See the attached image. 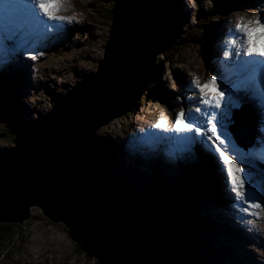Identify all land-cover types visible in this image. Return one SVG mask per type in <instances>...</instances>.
I'll list each match as a JSON object with an SVG mask.
<instances>
[{"label":"water","instance_id":"1","mask_svg":"<svg viewBox=\"0 0 264 264\" xmlns=\"http://www.w3.org/2000/svg\"><path fill=\"white\" fill-rule=\"evenodd\" d=\"M174 18L173 0L114 1L97 71L82 76L79 82L88 77L55 104L52 99L51 109L25 122L12 147L0 153V223L21 224L36 206L69 230L66 260L202 264L183 218L169 205L125 188L95 144L98 129L132 110L154 81L156 58L169 45ZM241 113L235 137L252 145L253 126L246 141L250 123Z\"/></svg>","mask_w":264,"mask_h":264},{"label":"rangeland","instance_id":"2","mask_svg":"<svg viewBox=\"0 0 264 264\" xmlns=\"http://www.w3.org/2000/svg\"><path fill=\"white\" fill-rule=\"evenodd\" d=\"M105 1L106 0H65L62 8L74 11L78 15L77 21L71 22L72 24H76L73 25V29L75 31L72 33L77 34L75 36L71 35L72 33L69 35V27L67 26V29L62 26L63 30L68 32H65L64 34H51L50 37L55 40H51V38H49L51 41L49 42V45L44 42L43 38H40L39 40L42 42L37 46H34L35 49H40L42 47L55 48L54 52L50 50L49 55L44 59L37 55L35 50L32 51L29 48L24 49V40H22L21 37L13 38L11 41L13 43L12 46L6 42L7 45H5L3 49L0 43V74H6L9 76L12 87H8V92L11 96H15L16 94L14 93H19L21 95L18 96L21 100V103H19L18 106L22 110H20L21 112H19L18 115L22 117L23 120H28L33 116V114L47 113L51 109L52 99L64 96L71 90L74 83L79 82L82 76L89 72L92 74L97 71V62L103 59V44L109 36V28L113 12V3H111L112 0H107V2ZM173 1L175 6L178 4L182 7L185 12V19L182 24L180 22L176 23L177 29L173 32L171 38V42H173L172 44H175V46L170 51L167 49L164 53H162L166 55L171 53L172 55L174 54V57L169 63H163L160 61L161 58L159 57L162 55L161 53L157 57V63H160L159 65L162 66L158 69L157 82L154 85H151L150 91L154 92L161 90V87H164L165 95L170 96L168 101H179L178 99L183 100L188 97H199L198 91L191 90L190 82L194 77H199L203 83L210 75H216L218 82L221 85L224 83V81H221V76L218 75L215 70L208 68L210 67V62H212L214 57L216 60L218 59V54L214 53V55L208 60V58L203 54V46L200 45L202 41H200L199 44H185L182 43V41H179L181 37L183 35L188 36L190 32H197L199 36L203 37L204 35L206 39L210 41L209 34L205 33L209 30V28H211V31L216 30L218 32L220 30H224L226 33L227 31L224 28H229V26L232 27L235 22H237L239 17H244L246 20L255 19L256 17H260L262 12L263 17L261 20L264 22V2L261 3L260 0L254 2L236 0L231 3L233 5L230 6L229 9L225 8L217 16L210 17L208 12L212 9L214 4L213 2L216 1L215 3H220L221 0H197L199 5L196 6L194 13L193 9L190 8V5L188 4L189 0H187L188 3H186V0ZM193 1L196 3L195 0ZM105 6H108V10H104ZM205 16L209 19L207 25L201 24V21L204 20ZM226 20H228V22ZM204 22L206 21L204 20ZM92 26H94V29L90 30ZM15 34L17 33H14L13 35ZM65 35L66 37L64 39L63 37ZM213 36L216 35L213 34ZM28 38L30 41H34V38L31 36H28ZM55 41H57V43ZM77 41L80 44L74 46ZM217 42L218 41H215L214 39H211L210 41L211 44H216ZM27 51L34 52L35 59L26 55L25 53ZM27 65H29V69L32 73L25 69L28 67ZM54 72L57 74L55 75ZM2 80L3 79L0 78V85L2 84ZM186 88V92L183 93ZM150 91V97L153 96L154 99H156ZM138 103L141 104V101ZM140 104L138 107L135 106L134 110L114 118L111 122L104 126L102 125V127H100L96 132V134H101L98 136L97 141H101V145L105 146L107 150H110L111 145L106 143L105 139L110 137L112 142L115 140L118 142L122 137L120 134H128V129L132 128L131 134H136L139 138L132 139L134 140L132 141L128 136V141L134 148L138 149L135 153V155H137L136 159H141L142 163H139L135 157L125 152L121 153V157H124V159L132 165L131 168H138L137 171H134L135 176L138 178L136 181V178L133 179V181L127 178L128 176L132 177L133 169H128L126 173V167L123 165L124 163L118 162L114 156H112V158H110L107 162L108 168L115 171V177H121L123 182L126 181V183L131 184L134 189L140 188L144 192L146 188L140 179H142V177L144 178L143 180H145V178L148 179L153 175V173H158V171H160L161 174L166 176L164 178H167L168 181L171 182V188H168L167 190L164 188V194L174 198L175 194L178 195V198H176V202L178 204L173 208L174 211L181 213L180 208L183 209L182 205L190 210L192 205L195 204L193 206L196 209V215L200 217L207 216L201 217V219L195 216V218L199 219V223L196 227L191 226L192 228L189 232V236L191 235L189 239L190 246L192 250L198 254V256H203L202 263L204 261V264H215V261H219L221 264H264V245L259 246L261 249H259V247L256 249L259 250L258 252L262 253V255H257L255 258H251L249 261L247 260L251 257L250 253L253 252L252 247L257 245L253 240L256 239L260 242V244H262L253 231H257V233H259V227L264 225V206L259 208L260 211L255 209L257 212L254 217L257 219H254V221L257 220L258 223L257 226L254 225L248 229L250 232L247 230L240 232L239 229L242 225L238 222H235L237 223V227H239L238 229L234 230L231 228L230 223H233L228 220L231 216L228 215L226 211L228 212L230 210V205H237V208H234V210L240 211L242 215H244L241 210L243 205L239 206L240 204L238 205L236 201L229 200V198L235 199V197L232 192L225 189L226 185L228 188H230V186L227 183L226 173L221 171L223 170L222 168H219L222 167V165H220L221 162L218 154H216L217 160L213 159L216 164V171H214V175L215 178L218 177L219 181L218 191H216L215 195L218 202H215L214 199H211V202L208 198H205L202 195H208V192L205 191V184H203L200 179V172L198 170L204 167H202L200 162H195L192 165H189L191 161H194L197 158L194 153H181L178 163L172 162L167 151H165L166 156L162 152L152 154V150L155 148L158 150L160 145L155 141L154 143L153 141H144L142 128L140 127H143V121L146 120L144 118V112H141L143 107H140ZM241 104L242 102L238 100L234 101L227 117L223 119L222 126L225 128L222 129V135L226 140V145L222 146V148H224L226 154L230 153L234 155L238 164H240V167L244 169L245 172L247 168L241 164L250 166L251 163L246 161L247 159H243L240 154L248 155V153L252 150V147L244 148L242 145L238 146L237 142L233 138L232 132L228 129V124L232 117L231 111L234 110V107L238 110L241 109ZM13 105L17 106L15 103L11 102V104L8 105V109L12 108ZM160 105H162V102L158 101L157 106L159 107ZM171 105L173 106L175 104ZM0 109L3 113L5 112V108L1 104ZM4 122H0V151L12 147L11 143L7 141L8 139L4 137L6 133L3 132V127H6L7 129L14 126L16 128H20V123L22 124V127L25 123L20 120L14 124ZM138 122L141 123L138 128L131 127L132 125L138 126ZM6 131L9 134L13 133L15 135L14 131ZM152 144L153 146L151 150L150 145ZM101 145H99V148H102ZM142 145H145V147L139 149ZM114 150H116L115 154L119 156V149L117 150L115 148ZM210 153L212 155L211 151ZM158 154L164 157L165 161H162V163L166 164H163V166L171 165V169L165 171L163 170L164 167H156L152 169L146 168L148 158L151 156L152 159L150 162H153V157H157ZM143 159L146 160L143 161ZM169 159L171 160V164H169ZM236 160L235 162H237ZM178 164H180L179 166L184 169H176L175 166ZM218 165L219 167L217 168ZM252 165L254 164L252 163ZM116 167H119V169ZM139 169L142 171V174L137 173L140 171ZM184 172H187L188 175L186 176ZM249 174L252 179V176L260 175V172L253 171L248 174L245 173V177H248ZM179 180H182L184 184L179 183ZM255 181L257 183L254 184L258 187V181ZM193 186H198L196 193L192 191ZM166 187H168V185H166ZM246 188L251 190L248 185H246ZM135 190L140 193L143 192L138 191V189ZM257 195L259 201L264 204V198L262 195L259 193ZM189 198L192 201L191 204L189 203L188 205L187 200H189ZM222 198H228V200H222ZM202 200L203 204H200ZM33 207L35 210H33ZM32 210V217L28 218L29 222L26 223L28 221L27 219L22 224H18L20 225L19 227L15 228V235L13 236V240H11L13 245H10L9 249L6 250V248H4V244L0 242V264H93L92 261L89 262L88 260L83 262L81 260H66L64 253L68 254V252L62 248L63 245L61 244L62 242H65V234L62 233L63 227L60 224L57 225L56 223H53L45 217L40 208L32 206ZM42 216L43 218L41 219L40 217ZM244 217L247 224V218L246 216ZM226 219L229 223L223 222ZM258 219L261 220L259 221ZM218 220L225 226H223ZM220 224L222 226H220ZM247 232L252 235H249ZM219 238L224 241L220 242V240H218ZM230 238L238 239L239 244H237V242L235 243L233 241H229ZM60 241L62 242L60 243ZM202 250L204 252H201ZM244 253L248 255L245 256Z\"/></svg>","mask_w":264,"mask_h":264},{"label":"snow or ice","instance_id":"3","mask_svg":"<svg viewBox=\"0 0 264 264\" xmlns=\"http://www.w3.org/2000/svg\"><path fill=\"white\" fill-rule=\"evenodd\" d=\"M64 2L65 0H30V5L26 6V12L34 24L42 26L45 31H51L56 25L48 22L71 23L73 20L70 16L59 15L63 10ZM229 36L230 39L226 41V44H231L232 48L230 51L224 50L222 54L226 60L232 56L243 58L234 70L239 76L238 83L230 87L228 83L221 85L216 75H210L203 83L199 77H194L190 82L191 90L198 91L199 97L188 99L197 107L189 109L187 113L181 109L176 113L175 122L171 125L161 118L152 127L165 132L195 133L197 137L206 140L219 156L230 191L237 201L246 205L242 211L247 213L249 208L259 209L264 204L256 198L254 192L246 188V183L251 181L250 174L245 177L244 169L235 162L232 156L226 155L222 148L226 145V140L218 131L219 121L216 110L221 109L226 103L225 92L229 93L227 103L230 104L232 93L239 89L247 90L255 79L261 86L252 93V103L264 114V22L260 17L247 20L239 17L233 28L229 29ZM237 43L241 45L239 48L236 47ZM25 54L35 59L32 51H27ZM39 54L42 55V53ZM201 105L211 111L203 110Z\"/></svg>","mask_w":264,"mask_h":264},{"label":"trees","instance_id":"4","mask_svg":"<svg viewBox=\"0 0 264 264\" xmlns=\"http://www.w3.org/2000/svg\"><path fill=\"white\" fill-rule=\"evenodd\" d=\"M234 1H236V0H221L220 3H215L216 1L213 2L214 4L212 6V9L209 10V12H208L209 13V16L210 17L217 16L225 8H229L230 4L232 2H234ZM237 1H241V0H237ZM252 1H257V0H252ZM105 2H107V0ZM107 7L108 6H105V9L104 10H108ZM176 9H177V15H176V17L178 19L177 21L183 23L184 22V19H185L184 18L185 17V12L182 9V7L179 6L178 4L176 6ZM204 20L206 22H204ZM204 20H203V23L201 22V24L207 25L208 20H209L207 18V16H205ZM175 29H176V25L175 26L173 25V30L175 31ZM179 41H182V43H185V44L186 43L187 44H189V43H194V44L198 43L199 44L200 41H202V43L200 44L201 46H203L202 47V50L203 51L205 50L208 54H210L209 53V50H208V43H207L208 41L206 40V37L204 35H203V37L202 36H199L197 34V32H190L188 34V36H184L183 35ZM172 43L173 42H170L169 47L167 48V49H169V51L175 46V44H172ZM173 55L171 53H169L167 55L166 54H162V55H160L161 56V60L160 61L163 62V63H169L171 61V59L174 57ZM1 83L2 84L0 85V104L5 108V110H4L5 112L3 113L1 111V109H0V122L1 121L2 122L5 121L4 123H10V124H14L15 122L17 123L19 120L23 122V118L18 115L20 111H19V108H18V105H17V102H18L17 98L15 96H11V94L8 92V89H7L8 83L7 82H5V81L2 80ZM9 88H10V86H9ZM5 93H7V95ZM11 102L12 103H15L17 106H14L13 105L12 108H9L8 109V105H10ZM3 129H4L3 132L6 133V135L4 137L8 139L7 141L9 143H11V146H12L14 144L15 139H16L18 129L15 126L12 127V128H10V129H7L6 127H3ZM6 130H8L9 132H13L14 131L15 135L13 133L12 134L7 133ZM16 130H17V132H16ZM98 151L101 154L102 159L104 160V162L107 163L109 161V159L111 158L110 154L106 152V150H105L104 147L103 148H99ZM122 160H124L127 163V161L124 159V157H122ZM201 164H202V167H204V168L198 169V170L204 172V174H205V180L208 183H212L214 186H217V182L215 180V175H214L215 167L213 166L212 161L209 158H207V160L206 161H203V163H201ZM129 165L132 166L130 163H129ZM184 174L186 176L188 175L187 172H184ZM164 177H165V175L164 174H160V172L153 174L151 181H149V182H152L151 189L147 188V190H145V192H142V193L136 192V193L139 194L140 196L149 197L154 202H157V203H166L173 210V208L175 207V205L178 204L176 202L177 201L176 198H178V195L175 194V198L172 197V196H167V195L164 194V192H165V190L168 189V187H164L165 190L158 188V185L159 184H164V182H165V178ZM116 178L117 179H121V177H119V176H117ZM142 179H144V178L142 177ZM205 180L202 179V181L205 184H208ZM181 182H182V180H181ZM146 186H147V184H146ZM149 186H150V184H148V187ZM192 191H194L196 193V191L193 188H192ZM191 201L192 200L190 198H189V200H187L188 205H189V203L191 204ZM193 205H195V204H193ZM193 205H192V208L190 210H188L187 207H185V206L182 205V207L184 208V211H183L182 208H180V211H181L182 214L179 213V212H176V214H179L180 217H183V219L185 220L184 221L185 224H187V222L189 221L188 222V225L190 227L191 226L192 227H196L198 225V223H199V219L195 218V216H197V217H199V216L196 215V209L194 208ZM194 209H195V211H194ZM40 218L42 219L43 216L40 217ZM28 222H29V219H28V221L26 223H28ZM19 226L20 225H18V224L0 223V242L4 244V248H6V250L9 249V246L10 245H13L11 240H13V236L15 235V228L16 227H19ZM64 229H65L66 233H68L70 235L69 230L67 228H65V227H64ZM7 241H8V243H7ZM76 245H77V251L79 253H83V250L81 248V244L78 243V242H76ZM86 257H88L90 259V256L87 253H86ZM200 257H201V259H203L202 258L203 257L202 255H200ZM203 263H204V261H203Z\"/></svg>","mask_w":264,"mask_h":264},{"label":"bare ground","instance_id":"5","mask_svg":"<svg viewBox=\"0 0 264 264\" xmlns=\"http://www.w3.org/2000/svg\"><path fill=\"white\" fill-rule=\"evenodd\" d=\"M7 1V3H8V6H9V8L12 10V12H13V14L10 16V18H9V20H11V21H14V22H16L18 25H21V27L24 29V30H27V29H30V31H29V33H28V35L27 36H31L32 38H34V41H33V44H34V46H37L39 43H41L42 41H40L39 39L40 38H43L44 39V42L45 43H48V45H49V42H51L50 41V39L49 38H51L50 37V35H51V33H49L48 31H46V34L44 33V31H43V29L41 28V26H39V25H36V24H34L33 22H32V20H31V18H30V16L29 15H27V12H26V7L19 1V0H6ZM90 16V15H89ZM235 20V19H234ZM262 22H263V20H262ZM61 23V22H60ZM236 23V22H235ZM235 25V24H234ZM233 25V26H234ZM61 26H64V27H66L67 29H68V27L66 26V25H64L63 23H61ZM233 26H232V28H233ZM63 29V28H62ZM92 29H94V26H92V28H90V30H92ZM0 39L2 38V37H4L5 38V41L6 42H8L11 46L13 45V43L11 42L12 41V39L13 38H16V37H21V33H20V30H8V29H1L0 28ZM64 32H67L66 30H64ZM14 33H17V34H15V35H13ZM218 33L220 34V35H223V34H225V31L224 30H220V31H218ZM74 33H72V35H73ZM51 40H55V39H52L51 38ZM2 45V49L5 47V45H3V44H1ZM33 46V45H32ZM0 48H1V46H0ZM162 96H163V94H162ZM166 110H168L169 111V109L168 108H166ZM129 138H131V139H136V138H139L138 137V135H136V134H130L129 135ZM122 139V137L120 138V140ZM106 143H109V145H111V147H110V156H111V158H112V156H114L117 160H118V162H122V163H124L125 165H127V167H129L130 165H129V162H125L124 160H122V157H121V153L122 152H125V153H127V154H130V155H132L133 157H135V159H136V156L137 155H134L133 154V152L131 151V150H124L123 148H122V146L117 142V140H115V141H113L112 142V140L110 139V137H107L106 139ZM95 144H96V141H95ZM114 146V147H113ZM188 146V145H187ZM108 147V146H107ZM103 148V147H102ZM119 149L118 151H120V152H118V154H119V156L118 155H116L115 153H116V150H114V149ZM163 148V147H162ZM186 148H188L189 149V147H186ZM134 150H136V152H137V150L138 149H136V148H134ZM96 151H97V153L99 152L98 151V149H97V144H96ZM152 151H157V149L155 148L154 150H152ZM99 154V153H98ZM153 154V153H152ZM157 155V154H156ZM136 160H138V162L139 163H142L141 162V159H136ZM115 161V160H114ZM246 161H248V160H246ZM117 162V161H116ZM249 162V161H248ZM257 162V161H256ZM250 163V162H249ZM123 164V165H124ZM164 165L166 164V163H163ZM257 164L261 167V168H263L264 169V164L263 163H259V162H257ZM250 166H252V164L250 165ZM249 166V167H250ZM116 168H118L119 169V167H116ZM135 169H134V171H137L138 170V168H136V167H134ZM117 169V170H118ZM130 169V168H129ZM131 169H133V168H131ZM140 170V169H139ZM258 170V171H257ZM257 170H255L256 172H260V173H264L262 170H260L259 168L257 169ZM127 168H125V172L127 173ZM221 171H223V170H221ZM160 171H158V173H159ZM137 173H140V174H142V171L140 170L139 172H137ZM153 174H155V173H153ZM160 174H161V172H160ZM128 175V174H127ZM133 175H134V177H133ZM257 175H255V176H252V179H254L255 177H256ZM127 178H129L131 181H133V178H138L137 176H135V174H134V172H133V174H132V177H130V176H128ZM254 183L256 184L257 182L256 181H254ZM246 185H247V183H246ZM139 191V190H138ZM160 191V190H159ZM251 191L252 192H254V193H256L254 190H252L251 189ZM144 192V191H143ZM222 200H228V198H222ZM229 200L231 201V200H233V201H236L234 198H229ZM239 202V201H238ZM240 203V206H242V203L241 202H239ZM200 204H203V200H202V202L200 203ZM215 204V203H214ZM237 206V205H236ZM235 206V207H236ZM39 208V207H38ZM237 208V207H236ZM235 208V209H236ZM243 209V207H241V210ZM183 210H184V208H183ZM195 211V210H194ZM226 213H228L227 211H226ZM244 213V212H243ZM173 214H175V215H177V216H179V214H176V211H173ZM183 216V215H182ZM244 216H246L245 214H244ZM201 217H207V216H201ZM27 220V219H26ZM261 220V219H260ZM219 221V220H218ZM201 222V221H200ZM223 226H225L221 221H219ZM223 222H225V221H223ZM53 223H55V222H53ZM193 223V222H192ZM225 223H229V222H225ZM62 227H63V231H62V233L63 234H66V231H65V229H64V225L62 224V223H59ZM220 224V226H222ZM248 225V224H247ZM230 226H231V228H233L234 230H236V229H238L239 227H237L234 223L233 224H231L230 223ZM66 228V227H65ZM242 228V227H241ZM239 229V231L240 232H243V230L242 229ZM257 228V227H256ZM210 229H213V228H210ZM249 228H246V227H244V231H246V230H248ZM254 230H255V228H254ZM217 231V230H216ZM190 232V231H189ZM211 232H212V230H211ZM248 232H250V230L248 231ZM247 232V233H248ZM249 235H252L251 233H248ZM254 234H255V236L256 237H258V233L257 232H254ZM9 237V236H8ZM190 237H191V235H190ZM188 239H190V238H188ZM260 239V241L262 242V244H260V242L259 241H257L256 239H254L253 241L254 242H256V244L258 245V247L260 246V245H264V238H259ZM192 240V239H191ZM218 240H220V242L221 241H224L223 239H218ZM229 241H233V242H237V244H239L238 243V239H233V238H230L229 239ZM62 241H60V243H61ZM189 242H190V240H189ZM62 245H63V247L62 248H64L65 247V242H62L61 243ZM259 249H261L260 247H259ZM259 251V250H258ZM60 252V251H59ZM195 253V252H194ZM196 254V253H195ZM262 254V253H261ZM197 255V254H196ZM244 255L245 256H247L248 254H245L244 253ZM250 255L251 256H255V253L254 252H251L250 253ZM35 258H38V257H35ZM257 259V258H256ZM248 260V259H247ZM246 260V261H247ZM264 261V260H263ZM249 264V263H248Z\"/></svg>","mask_w":264,"mask_h":264},{"label":"clouds","instance_id":"6","mask_svg":"<svg viewBox=\"0 0 264 264\" xmlns=\"http://www.w3.org/2000/svg\"><path fill=\"white\" fill-rule=\"evenodd\" d=\"M15 97H16L17 100L19 101V97H18V95H15ZM19 111H20V109H19ZM20 112H21V111H20ZM35 116H36V117H39L40 115H39V114H34L32 117H35ZM19 118H20V117H19ZM21 122H22V121H21ZM23 122H26V119H24ZM15 123H16V122H15ZM105 125H106V124H105ZM103 126H104V125H103ZM101 127H102V126H101ZM17 129H18V131L21 130V129H22V124H20V128H17ZM6 149H7V148H6ZM6 149L1 150L0 153H2L3 151H5ZM119 180H121V179H119ZM30 210H32V207L30 208ZM33 210H35L34 207H33ZM33 210L30 211L29 217H32V216H31V212H33ZM43 214H44V213H43ZM29 217H28V218H29ZM45 217H46V216H45ZM28 218H27V219H28ZM48 219H49V218H48ZM49 220H50V219H49ZM25 221H26V220H25ZM21 224H22V223H21ZM56 224H59V223H56ZM65 235H66V234H65ZM189 238H190V236H189ZM199 256H200V255H199Z\"/></svg>","mask_w":264,"mask_h":264}]
</instances>
